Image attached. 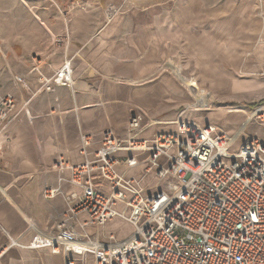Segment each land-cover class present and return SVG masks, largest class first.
<instances>
[{"label":"crops","instance_id":"1","mask_svg":"<svg viewBox=\"0 0 264 264\" xmlns=\"http://www.w3.org/2000/svg\"><path fill=\"white\" fill-rule=\"evenodd\" d=\"M109 5L122 11L106 24ZM68 59L72 86L46 91ZM178 70L222 103L182 117L237 132L247 107L264 100V0H0V86L17 100L0 134V264H64L48 249L8 247L5 232L27 244L32 223L54 231L66 205L42 190L56 185L58 159L84 161L81 135L124 138L135 111L152 123L143 137L174 130L193 101ZM236 106L239 122L219 124ZM256 126L260 133H246L263 136ZM115 222L93 231L115 232Z\"/></svg>","mask_w":264,"mask_h":264},{"label":"built area","instance_id":"2","mask_svg":"<svg viewBox=\"0 0 264 264\" xmlns=\"http://www.w3.org/2000/svg\"><path fill=\"white\" fill-rule=\"evenodd\" d=\"M121 11V6H107L105 23ZM175 74L193 100L174 122L175 129L143 137L152 123L135 111L124 138L111 131L97 141L81 135L84 161L58 159L56 185L42 190L45 200L60 197L66 205L54 231L41 232L32 223L27 244L5 232L8 247L48 249L64 264H264V135L246 133L253 122L264 129V100L249 110L237 132L220 130L182 117L208 113L196 110H215L220 101L181 71ZM72 83L68 59L44 88L53 92ZM16 108L15 96L0 86V134ZM117 219L132 228L128 237L97 234Z\"/></svg>","mask_w":264,"mask_h":264},{"label":"rangeland","instance_id":"3","mask_svg":"<svg viewBox=\"0 0 264 264\" xmlns=\"http://www.w3.org/2000/svg\"><path fill=\"white\" fill-rule=\"evenodd\" d=\"M213 96H215V98H216L217 100L220 101V99H219V97H217V95H213ZM219 105H220V106H219ZM221 105H222V103H221V101H220V103L217 105V108H216L214 111H217L218 107H221ZM246 105H247V104H246ZM247 108H248V110H251L253 107H247ZM238 113H239V112H238ZM238 113H232V114H230L228 119H227V117H226V118H225V117H222V119L218 120V123H219V124H223V123H225V125H226L227 127H228V126H233V124L239 122L238 119H237V118L239 117V114H238ZM202 114L204 115V114H206V113L203 112ZM243 115H244L245 118H246V114L243 113ZM211 117H212V115H207L205 118H206V120H208V119H210ZM240 124H241V123H240ZM247 132H251V133H254V132H255V133H260L261 130H260L259 127L256 126V123L253 122V123L248 127ZM242 140H243V137L239 138L238 141L236 142V145H235L234 148H237V147L240 145V143H241ZM109 229H110V230H113V231H115V232L118 233V237H117L118 240H121L124 236H126L128 233H130V230H131V228H130L128 225H126V224L123 223V222H120L119 220H116V222L113 223L112 226H111Z\"/></svg>","mask_w":264,"mask_h":264},{"label":"bare ground","instance_id":"4","mask_svg":"<svg viewBox=\"0 0 264 264\" xmlns=\"http://www.w3.org/2000/svg\"><path fill=\"white\" fill-rule=\"evenodd\" d=\"M200 110H202V111H212V109H207V108H203V107L197 108L196 111H200Z\"/></svg>","mask_w":264,"mask_h":264}]
</instances>
